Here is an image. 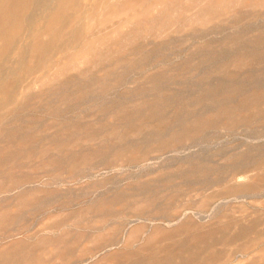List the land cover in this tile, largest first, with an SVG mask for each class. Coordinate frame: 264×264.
<instances>
[{"label":"rangeland","instance_id":"obj_1","mask_svg":"<svg viewBox=\"0 0 264 264\" xmlns=\"http://www.w3.org/2000/svg\"><path fill=\"white\" fill-rule=\"evenodd\" d=\"M170 1L0 0V264H264V0Z\"/></svg>","mask_w":264,"mask_h":264},{"label":"bare ground","instance_id":"obj_2","mask_svg":"<svg viewBox=\"0 0 264 264\" xmlns=\"http://www.w3.org/2000/svg\"><path fill=\"white\" fill-rule=\"evenodd\" d=\"M116 1H117V0H116ZM171 1L173 2V0H171ZM171 1H170V2H171ZM174 1H175V0H174ZM213 1H214V0H213ZM221 1H223V0H221ZM225 1H227V0H225ZM170 2H169V3H170ZM223 2H224V1H223ZM227 2H228V1H227ZM227 2H226V5L228 4ZM231 2H233V1H231ZM238 2H239V1H238ZM212 3H213V2H212ZM170 4H171V3H170ZM224 5H225V3H224ZM224 5H223V6H224ZM226 5H225V6H226ZM164 7H165V6H164ZM102 8H103V7H102ZM102 8H101V9H102ZM195 8H196V7H195ZM230 8H231V7H230ZM193 9H194V8H193ZM196 9H197V8H196ZM70 14H71V13H70ZM98 15H99V14H98ZM191 15H192V14H191ZM193 15H194V14H193ZM205 15H206V14H205ZM43 17H44V16H43ZM174 17H175V16H174ZM188 17H189V15H188ZM209 17H211V16H209ZM165 18H166V17H165ZM165 18H164V19H165ZM176 18H177V17H176ZM213 18H214V17H213ZM153 19H154V18H153ZM164 19H163V20H164ZM66 20H67V19H66ZM66 20L64 21V23L66 22ZM166 20H167V19H166ZM211 20H212V18H211ZM213 20H214V19H213ZM153 22H154V21H153ZM77 23H78V22H77ZM77 23H76V24H77ZM63 40H64V39H63ZM63 42H64V41H63Z\"/></svg>","mask_w":264,"mask_h":264}]
</instances>
